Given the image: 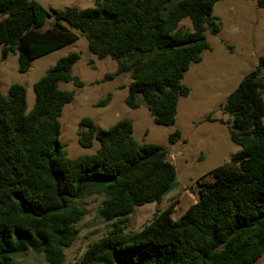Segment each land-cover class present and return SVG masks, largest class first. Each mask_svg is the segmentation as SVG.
Listing matches in <instances>:
<instances>
[{
  "label": "trees",
  "instance_id": "obj_1",
  "mask_svg": "<svg viewBox=\"0 0 264 264\" xmlns=\"http://www.w3.org/2000/svg\"><path fill=\"white\" fill-rule=\"evenodd\" d=\"M217 1L94 0L90 8L55 11L44 28L51 15L38 1L0 0L1 57L16 55L18 72H27L33 60L78 40L64 22L79 31L91 54L116 62L106 79L129 74L128 108L138 109L141 101L154 124L172 126L178 100L189 94L184 75L210 48L205 32L220 30L212 16ZM254 1L264 9V0ZM78 59L69 53L45 71L33 84L29 111L24 86L0 92V264L26 251L63 264L84 216L75 201L85 195L103 197L99 215L111 229L74 264H255L264 253V53L223 105L239 150L198 184L197 201L178 219L172 202L136 232H124L129 215L162 201L175 167L166 148L138 143L126 119L99 129L82 118L78 144L91 148L97 140L99 148L66 156L58 118L74 94L60 84L83 86L71 73ZM179 139V131L168 137L170 144Z\"/></svg>",
  "mask_w": 264,
  "mask_h": 264
},
{
  "label": "rangeland",
  "instance_id": "obj_2",
  "mask_svg": "<svg viewBox=\"0 0 264 264\" xmlns=\"http://www.w3.org/2000/svg\"><path fill=\"white\" fill-rule=\"evenodd\" d=\"M49 13L44 28L54 21L55 11L69 7L85 9L93 7L94 0H36ZM212 16L218 20L220 30L216 34L205 32L208 50L201 54V61L190 66L182 83L189 94L177 104L176 120L172 126L153 123L152 117L140 101L138 109H130L124 103L130 83L129 74L113 79L105 76L116 70V62L109 57L99 59L91 54L79 31L62 24L79 36L78 40L32 61L25 73L17 70V58L9 54L1 57L0 45V92L7 95L11 84H20L26 90V107L29 111L34 102L33 84L56 60L69 53H77L78 61L72 67V75L78 77L82 87L72 82L61 83L60 88L73 92L58 121L59 141L64 145L70 159L93 154L99 148L94 140L91 148H83L77 142V131L82 118H90L99 129H107L120 120L133 124V138L140 144H155L167 149V157L175 167V179L164 193L162 201L136 208L128 217L124 232H136L148 224L156 212L175 202L173 219H177L198 199V184L209 179L214 168L230 161L239 147L231 142L229 129L232 116L223 110L226 97L236 88L241 79L253 70L258 58L264 53V9L254 0H219L214 4ZM188 27L187 19L182 21ZM107 94V105H98ZM264 100V91L262 93ZM264 122V117H263ZM175 131L180 139L170 144L168 137ZM102 196L85 195L75 201V206L84 211L81 221L75 226L78 231L72 245L64 250L63 264H74L87 247L107 234L111 222L99 215ZM12 264H48L42 254L31 251L14 256ZM255 264H264V253Z\"/></svg>",
  "mask_w": 264,
  "mask_h": 264
},
{
  "label": "crops",
  "instance_id": "obj_3",
  "mask_svg": "<svg viewBox=\"0 0 264 264\" xmlns=\"http://www.w3.org/2000/svg\"><path fill=\"white\" fill-rule=\"evenodd\" d=\"M182 214H183V213H182ZM182 214H181V215H182ZM177 219H178V218H177Z\"/></svg>",
  "mask_w": 264,
  "mask_h": 264
}]
</instances>
